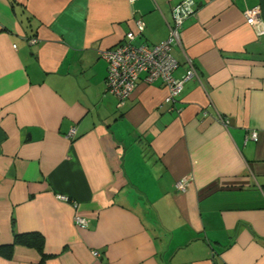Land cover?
<instances>
[{
	"label": "crops",
	"instance_id": "0c3cea01",
	"mask_svg": "<svg viewBox=\"0 0 264 264\" xmlns=\"http://www.w3.org/2000/svg\"><path fill=\"white\" fill-rule=\"evenodd\" d=\"M181 1L0 0V264H264V0H194L173 103L105 91L100 53Z\"/></svg>",
	"mask_w": 264,
	"mask_h": 264
},
{
	"label": "built area",
	"instance_id": "2783aa9c",
	"mask_svg": "<svg viewBox=\"0 0 264 264\" xmlns=\"http://www.w3.org/2000/svg\"><path fill=\"white\" fill-rule=\"evenodd\" d=\"M195 14V1L183 0L173 8V24L169 27V37L152 46L144 44L134 45L136 34L132 31L126 34L127 41L119 43L112 48L103 50L100 55L107 63V74L105 79V91L123 100L133 92L136 82L143 75L144 82L152 83L161 80L167 87L168 93L165 101L173 103L180 94L185 81L191 78H198V75L190 65L185 74L177 78L174 76L178 68V61L171 54V46L180 41V29L185 19ZM244 16L248 24H255L259 21L260 8L253 6L244 11ZM144 22L136 21L137 33L144 30ZM35 42V39H30ZM220 121L227 126L229 120L226 117H220ZM75 129L72 128L68 137L74 135ZM257 133L251 132L250 137L256 138ZM189 182V178H181L175 182V188L184 191ZM67 199L65 196H60ZM75 224L79 227H85L87 222L81 216L75 217ZM97 257L99 253L94 251Z\"/></svg>",
	"mask_w": 264,
	"mask_h": 264
}]
</instances>
